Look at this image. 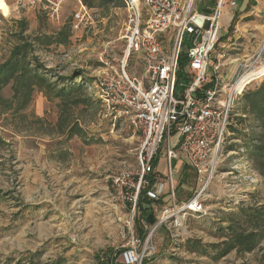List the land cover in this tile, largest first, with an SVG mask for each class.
I'll use <instances>...</instances> for the list:
<instances>
[{
	"label": "rangeland",
	"instance_id": "1",
	"mask_svg": "<svg viewBox=\"0 0 264 264\" xmlns=\"http://www.w3.org/2000/svg\"><path fill=\"white\" fill-rule=\"evenodd\" d=\"M6 2L9 12L4 18L0 16V64L24 38L34 43L35 55L52 76H71L79 82L75 74L81 72L85 86L77 94L84 101L78 106L63 111L57 99L48 101L36 91L25 111V122L0 118V264H16L19 260L52 264L60 259L63 264H107L113 254L127 246L131 236L130 216L112 199V178L122 168L135 170L137 141L127 121L113 117L106 102H96L93 85L105 71L100 58L111 64L122 58L125 42L120 38L125 13L111 9L106 18H101L99 11L90 10L81 24L72 28L80 0H62L59 19L51 18L39 6L32 9L25 2ZM211 2L197 0L196 11L212 13L216 0L214 5ZM230 14V26L217 46V51L223 49L226 54L222 75L227 80L236 61H254L261 52L264 63V0H237ZM68 25L67 42L45 43L47 37ZM184 69L185 64L177 83L183 88L178 85L176 94L187 87ZM126 72L142 77V57L130 53ZM4 96H11L9 88L4 89ZM238 117L249 119L235 100L231 127L239 131L248 128L244 130L248 133L250 121L239 125L235 120ZM72 125L78 126L76 134L67 132ZM238 137L229 131L217 152L216 169L204 196L206 215L180 214V228L166 229L164 224L157 227L149 233L150 255L142 263L264 264L262 249L249 254L232 252L216 262L186 249V241L197 240L211 255L207 246L219 242L215 233L225 226V216L236 212L241 203L264 202V180L251 169ZM160 160L158 175L164 171V161ZM183 168L174 172L175 204L187 201L198 189L195 174ZM163 202L151 204L156 223L164 209L172 206L167 199ZM31 254H38V259ZM112 264L121 263L114 260Z\"/></svg>",
	"mask_w": 264,
	"mask_h": 264
},
{
	"label": "built area",
	"instance_id": "2",
	"mask_svg": "<svg viewBox=\"0 0 264 264\" xmlns=\"http://www.w3.org/2000/svg\"><path fill=\"white\" fill-rule=\"evenodd\" d=\"M61 1L17 0L32 9L39 6L56 19ZM236 1L216 0L212 13L207 14L196 11L197 0H123L126 18L120 40L125 42V50L113 64L100 58L105 71L93 85L95 98L106 102L113 117L127 121L137 141L135 170L122 168L112 178V199L130 216L129 242L112 256L121 264H141L149 257V233L157 227L180 228V214L206 215L204 196L216 169L217 152L229 132L233 103L252 82L264 77V73L259 74L264 66L261 52L254 61H236L229 80L222 75L226 54L223 49L217 51L224 36L221 13L224 7H235ZM89 11L80 4L72 28H77ZM130 53L143 59L140 78L126 72ZM182 53L186 57L183 75L188 76V82L176 94L178 85L183 88L177 84ZM237 84H242L241 90ZM161 158L165 171L158 175L153 162L159 163ZM179 167L193 171L198 189L187 201L175 204L174 172ZM149 176H153L152 184ZM141 190L152 204L165 199L172 204L153 227L142 222L144 240L134 234L133 220Z\"/></svg>",
	"mask_w": 264,
	"mask_h": 264
},
{
	"label": "trees",
	"instance_id": "3",
	"mask_svg": "<svg viewBox=\"0 0 264 264\" xmlns=\"http://www.w3.org/2000/svg\"><path fill=\"white\" fill-rule=\"evenodd\" d=\"M80 3L88 10L99 11L101 18H106L108 11L111 9H124L123 0H80ZM214 3L215 0H212L211 4L214 5ZM69 31L70 25L61 29L55 36L47 37L45 43L47 45H63L67 42ZM21 40L11 49L5 62L0 64V118L6 119L9 117L13 121L25 122V111L36 91L41 92L48 101L57 99L63 111L73 105L83 104L84 101L77 96L79 92L84 90L85 86L82 73L77 72L75 74L76 77L80 78L79 82H75V78L73 79L71 76L68 78L58 75L52 76V72L45 70L35 55L34 43L27 42L24 38ZM185 62L186 57L182 53L179 59L180 71L178 77L182 75L181 68H183V64H186ZM6 88L11 91L9 98L4 96V89ZM236 100L241 105L243 115L249 117L248 127L250 130L248 133L244 131L248 128L239 131L232 128L230 123L229 131L232 134H237V137L239 136L238 138L242 139L243 144L240 149L246 153L251 169L264 180V77L254 87H247ZM96 102L101 103L97 100ZM239 118L235 119L239 125L248 122L246 119ZM77 127V125H72L67 132L76 134ZM157 163L158 160L153 162L154 168ZM147 179L150 184L153 183V176H149ZM144 194V190L139 193L137 201L138 217L135 223L137 235L143 240L146 234L142 230V222L147 226H153L156 223L152 214V202L146 200ZM250 197H252L251 194ZM235 211L227 214L225 219L222 220L225 226L217 229L215 238L219 242L207 246L212 250L211 255L207 254V251L200 246V242L197 240L186 241L187 251L207 256L211 261L216 262L232 252L235 254H249L256 249L264 250L262 248L264 247L262 245L264 243V202L241 203L236 206ZM31 256L36 257V260L39 257L38 254H31ZM114 260L112 258L107 264H112ZM33 262L35 260L29 262H20L19 260L16 264H39L37 261L36 263ZM63 263L64 261L60 259L52 264ZM141 264H144V262Z\"/></svg>",
	"mask_w": 264,
	"mask_h": 264
},
{
	"label": "crops",
	"instance_id": "4",
	"mask_svg": "<svg viewBox=\"0 0 264 264\" xmlns=\"http://www.w3.org/2000/svg\"><path fill=\"white\" fill-rule=\"evenodd\" d=\"M244 1V0H243ZM234 7H225L222 9V13H221V18H222V23H220V25H222V34L225 35V31L228 29V27L230 26V22H231V19L233 18V16L230 14V9H232ZM161 161V160H160ZM164 161V160H163ZM160 164L157 163V166L154 168L155 169V172H156V168L158 167V165ZM183 169H187V170H191V169H188V168H183ZM164 171H165V163H164ZM163 171V173H164ZM192 171V170H191ZM177 172L179 173V170L177 169ZM193 172V171H192ZM157 174V173H156ZM162 174V173H161ZM194 174V173H193ZM142 227V226H141ZM136 231V230H135ZM137 234V232H135Z\"/></svg>",
	"mask_w": 264,
	"mask_h": 264
},
{
	"label": "bare ground",
	"instance_id": "5",
	"mask_svg": "<svg viewBox=\"0 0 264 264\" xmlns=\"http://www.w3.org/2000/svg\"><path fill=\"white\" fill-rule=\"evenodd\" d=\"M0 10L2 11L3 17H6L9 12V9L3 0H0ZM263 73H264V67L261 65L259 74L261 75ZM236 86H237V90L242 89V84H237Z\"/></svg>",
	"mask_w": 264,
	"mask_h": 264
},
{
	"label": "water",
	"instance_id": "6",
	"mask_svg": "<svg viewBox=\"0 0 264 264\" xmlns=\"http://www.w3.org/2000/svg\"><path fill=\"white\" fill-rule=\"evenodd\" d=\"M264 46V45H263ZM263 46H262V48H263Z\"/></svg>",
	"mask_w": 264,
	"mask_h": 264
}]
</instances>
